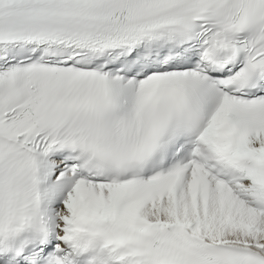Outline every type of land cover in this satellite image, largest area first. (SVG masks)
<instances>
[{
  "label": "snow or ice",
  "instance_id": "obj_1",
  "mask_svg": "<svg viewBox=\"0 0 264 264\" xmlns=\"http://www.w3.org/2000/svg\"><path fill=\"white\" fill-rule=\"evenodd\" d=\"M0 264H264V0H0Z\"/></svg>",
  "mask_w": 264,
  "mask_h": 264
}]
</instances>
